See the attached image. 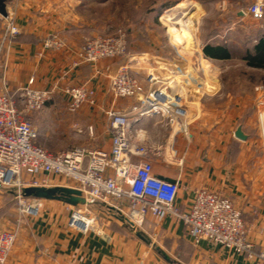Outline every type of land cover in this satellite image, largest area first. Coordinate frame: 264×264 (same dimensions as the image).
Returning <instances> with one entry per match:
<instances>
[{
  "label": "crops",
  "instance_id": "obj_1",
  "mask_svg": "<svg viewBox=\"0 0 264 264\" xmlns=\"http://www.w3.org/2000/svg\"><path fill=\"white\" fill-rule=\"evenodd\" d=\"M0 1L5 11L4 16L0 15V40L9 22L18 31L7 36L1 58L3 81L11 92L26 86L32 79V86L37 89H48L54 84L60 88L85 85L95 95L93 105L84 104L76 113H69L68 98L57 91L56 101L53 98L52 104L49 102L43 110L32 115L34 119L37 115L42 119L47 115L56 118L47 133V129L37 132L35 143L39 138L46 139L50 133L63 134L81 142V147L108 152L110 132L106 112L126 113L133 142L150 151L153 174L159 179L179 183L177 203L180 209H188L194 193L200 189L229 198L241 213L255 254L252 258L228 254L223 248L206 241L194 245L181 224L172 219H166L159 226L154 220H148L144 230L131 229L123 221L126 206L115 202H111V206H96L100 224L86 234H80L66 226L70 208L74 206L42 199L39 217L27 218L18 226L7 264H261L256 256L264 249V141L256 123L259 122L258 111L264 110L263 97L256 96L255 105L247 97L236 99L225 111L224 120L214 124L209 120L208 129L201 127L208 114L204 109L191 110L189 104L192 103H188V108L185 104L188 116L175 124H169L161 116H144L133 121L134 114L130 109L134 100L115 99L109 90L110 78L122 67L129 66L127 58L72 67L84 41L100 33L98 21L90 22L85 15L87 10L92 6L103 7L104 2L110 0ZM244 12L245 15L240 10L235 12L237 21L232 23V28L244 29V17H251ZM253 21H264V16L260 21ZM255 28L256 34L264 39V25L258 24ZM51 36L60 39L63 48H44V41ZM248 42H240V46L245 45V53L254 48H249ZM207 45L223 46L230 56L224 60L203 56L204 59L222 63L231 58L230 42ZM127 55L130 60L136 56L153 57L147 52H128ZM244 56L241 58L243 63ZM133 72L140 74L138 70ZM149 74L156 75L152 70ZM208 98H214V95ZM238 127L246 140L234 137ZM62 185L67 184L59 178H52L49 184L37 188L64 187ZM7 214L4 211L0 214V218H5L2 221L5 226H8V218L14 217Z\"/></svg>",
  "mask_w": 264,
  "mask_h": 264
},
{
  "label": "built area",
  "instance_id": "obj_2",
  "mask_svg": "<svg viewBox=\"0 0 264 264\" xmlns=\"http://www.w3.org/2000/svg\"><path fill=\"white\" fill-rule=\"evenodd\" d=\"M246 13L256 21L262 20L263 2L256 1ZM17 33L16 27L9 22L0 40V188L16 189L20 206L13 228L0 231V264H7L18 226L27 218H38L42 211V199L25 197L23 190L46 186L52 178L64 181L67 185L62 186L77 191L84 200L70 208L66 226L71 231L86 234L99 225L96 206L123 203L126 206L123 221L131 229L140 228L147 220H154L159 226L166 219H172L181 224L194 245L206 241L228 254L255 256L246 224L229 198L200 189L194 193L188 209H180L177 203L179 183L159 179L153 174L150 151L133 142L126 113L106 112L110 132L108 152L77 146L50 153L38 146L31 115L43 110L55 92L60 90L68 98L69 113H76L84 104L93 105L95 95L85 85L60 88L54 84L48 89H37L32 86V79L26 86L11 92L3 81L1 58L7 36ZM43 47L59 50L63 43L51 36L44 41ZM124 58L128 62L134 59L130 60L127 55V42L122 32L112 36L98 35L84 41L72 67ZM172 74L169 77L137 74L125 66L110 78L109 90L115 99L134 100L130 109L133 121L144 116H161L169 124H175L188 116L184 100L189 92L181 82L177 83V74ZM258 115L264 137V110L260 109ZM256 257L264 264V249Z\"/></svg>",
  "mask_w": 264,
  "mask_h": 264
},
{
  "label": "rangeland",
  "instance_id": "obj_3",
  "mask_svg": "<svg viewBox=\"0 0 264 264\" xmlns=\"http://www.w3.org/2000/svg\"><path fill=\"white\" fill-rule=\"evenodd\" d=\"M255 2L256 0H110L105 1L103 7H89L85 15H88L90 22L95 20L99 23L100 33L89 38L122 32L128 52L153 54L149 59L133 56L135 59L127 63L130 70H138L144 74L152 70L159 75L167 72L163 77L176 73L177 83L181 82L180 85L187 87L189 92L184 104L188 108V103H192L189 108L194 112L204 109L208 117L202 120L200 114L198 118L204 124L201 127L208 129L209 120L213 124L223 121L225 111L238 98L247 97L255 105L256 96L259 95L263 97L264 103V71L250 68L242 62L246 48L245 45L240 46L241 40L244 43L249 40V48L261 40L254 27L258 24L263 26L264 21L257 23L248 16L244 17L243 30L232 28V23L236 20L235 12L247 11ZM225 41L232 44L231 58L227 62L217 63L204 59L202 47ZM134 65L138 67L135 68ZM56 95L57 92L52 99ZM211 95L214 98H208ZM32 115L37 132L47 129V133L50 123L56 120L51 115L45 116V119L37 115L35 120ZM259 122L256 123V128L264 141L263 126ZM53 127L56 129V126ZM36 143L42 149L56 153L80 146L81 142H75L69 135L56 136L50 133L49 137L43 140L39 138ZM15 191L13 188H0V214L4 211L7 215L14 216L8 218V226L2 224L5 218H0V231L12 229L19 217L20 206ZM144 224L135 230H144Z\"/></svg>",
  "mask_w": 264,
  "mask_h": 264
},
{
  "label": "water",
  "instance_id": "obj_4",
  "mask_svg": "<svg viewBox=\"0 0 264 264\" xmlns=\"http://www.w3.org/2000/svg\"><path fill=\"white\" fill-rule=\"evenodd\" d=\"M0 15H5L4 4L2 1H0ZM234 137L240 141H244L247 138L243 134L240 127H238L234 132ZM23 194L25 197L63 201L72 206L82 204L84 202V200L80 198V194L77 191L65 187H56L51 189L26 188L23 190Z\"/></svg>",
  "mask_w": 264,
  "mask_h": 264
},
{
  "label": "trees",
  "instance_id": "obj_5",
  "mask_svg": "<svg viewBox=\"0 0 264 264\" xmlns=\"http://www.w3.org/2000/svg\"><path fill=\"white\" fill-rule=\"evenodd\" d=\"M128 54V50H127ZM202 54L207 59L224 60L229 58V52L223 46H205ZM246 66L264 71V39L254 46L252 52H247L243 58Z\"/></svg>",
  "mask_w": 264,
  "mask_h": 264
}]
</instances>
